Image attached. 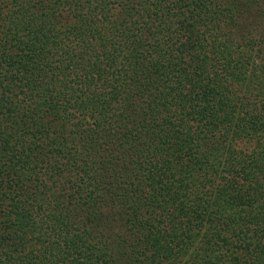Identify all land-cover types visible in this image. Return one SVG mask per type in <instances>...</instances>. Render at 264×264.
Here are the masks:
<instances>
[{"label":"trees","instance_id":"trees-1","mask_svg":"<svg viewBox=\"0 0 264 264\" xmlns=\"http://www.w3.org/2000/svg\"><path fill=\"white\" fill-rule=\"evenodd\" d=\"M0 264H264V0H0Z\"/></svg>","mask_w":264,"mask_h":264}]
</instances>
